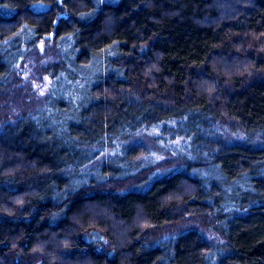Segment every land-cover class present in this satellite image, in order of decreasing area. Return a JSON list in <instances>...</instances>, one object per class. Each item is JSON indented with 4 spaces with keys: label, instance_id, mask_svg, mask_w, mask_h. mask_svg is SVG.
Wrapping results in <instances>:
<instances>
[{
    "label": "trees",
    "instance_id": "16d2710c",
    "mask_svg": "<svg viewBox=\"0 0 264 264\" xmlns=\"http://www.w3.org/2000/svg\"><path fill=\"white\" fill-rule=\"evenodd\" d=\"M44 39L43 107L0 129V264H264V0H0V91ZM190 218L222 240L164 231Z\"/></svg>",
    "mask_w": 264,
    "mask_h": 264
},
{
    "label": "rangeland",
    "instance_id": "374dc122",
    "mask_svg": "<svg viewBox=\"0 0 264 264\" xmlns=\"http://www.w3.org/2000/svg\"><path fill=\"white\" fill-rule=\"evenodd\" d=\"M57 58L58 51L54 48L51 40L44 39L16 68L15 74L10 80L11 85L9 84L6 90L0 91V129L6 122L15 119L19 114L36 111L43 107L50 84V78L46 73L47 65ZM156 135L154 130L140 131L132 137L130 142L144 148V160L153 161L156 169L163 170L167 166L177 164L178 159L161 142L156 140ZM195 225L199 226L213 242L217 243L222 240L221 234L212 230L207 222L193 218L181 223L168 224L164 226V231L181 230ZM158 231L159 229H151L148 235H154Z\"/></svg>",
    "mask_w": 264,
    "mask_h": 264
}]
</instances>
